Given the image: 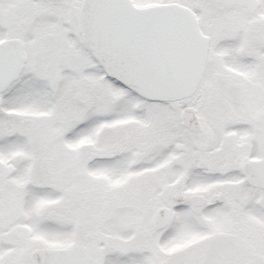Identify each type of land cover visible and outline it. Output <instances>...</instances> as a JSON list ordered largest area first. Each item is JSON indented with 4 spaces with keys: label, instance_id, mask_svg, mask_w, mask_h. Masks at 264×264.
Segmentation results:
<instances>
[{
    "label": "snow or ice",
    "instance_id": "obj_1",
    "mask_svg": "<svg viewBox=\"0 0 264 264\" xmlns=\"http://www.w3.org/2000/svg\"><path fill=\"white\" fill-rule=\"evenodd\" d=\"M0 264H264V0H0Z\"/></svg>",
    "mask_w": 264,
    "mask_h": 264
}]
</instances>
